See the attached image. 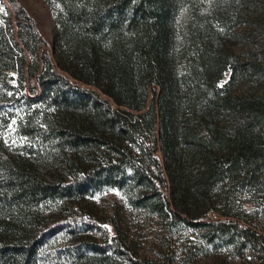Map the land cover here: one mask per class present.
Instances as JSON below:
<instances>
[{
    "label": "trees",
    "instance_id": "trees-1",
    "mask_svg": "<svg viewBox=\"0 0 264 264\" xmlns=\"http://www.w3.org/2000/svg\"><path fill=\"white\" fill-rule=\"evenodd\" d=\"M4 1L0 127L15 126L23 144L0 135V264H150L119 235L98 240L100 222L79 213L106 188L151 187L140 206L205 230L209 245L239 237L242 257L254 231L194 223L173 203L180 172L200 157L204 191L264 188V59L229 44L235 18L264 17V0H44L58 26L52 45L18 0ZM237 76L260 94L234 95Z\"/></svg>",
    "mask_w": 264,
    "mask_h": 264
},
{
    "label": "rangeland",
    "instance_id": "rangeland-1",
    "mask_svg": "<svg viewBox=\"0 0 264 264\" xmlns=\"http://www.w3.org/2000/svg\"><path fill=\"white\" fill-rule=\"evenodd\" d=\"M18 2L36 19L42 33L52 45L58 34L52 8L44 0H18ZM6 8L10 10L7 2L1 0L0 12L4 15H7ZM234 21L233 38L229 44L232 45L236 55L244 60L253 56L262 61L264 33L260 30L264 28L263 15L253 14L251 18L243 20L235 18ZM49 48L51 54H54L53 46ZM230 76V72L225 73L219 82L220 88L229 82ZM230 87L232 93L239 97L258 95L261 92L258 81L241 76H237ZM0 135L12 147L16 148L23 144L15 126H1ZM150 145L153 146V143ZM155 155L163 159L162 151H156ZM202 160L203 158H198V161L186 165L180 172L182 179L177 187L178 198L173 203L176 211L183 210L184 218L192 215L191 220L194 223L216 225L226 223L228 219L231 221L239 219L238 217L262 216L264 218V188L257 186L252 189L231 190L228 186L224 189L220 186L215 190L204 191L200 180ZM173 172L178 173L176 169ZM153 173L156 176L160 172L154 169ZM166 176V184L162 186L163 183L160 182L161 190L169 193L173 187V179L170 175L166 174ZM185 193H190L191 199L196 200V203L189 201L188 204L182 205L180 200ZM140 194L142 197L152 196L153 189L143 187L133 193L117 188L99 190L82 200L79 213L86 214L92 221L100 222L104 233H94L98 240L104 241L109 238V241L113 242V235H119L129 247L130 254L137 260H145L150 264H190L188 259L192 256L194 264L241 263L239 237H235L231 244L223 242L224 239L221 238L222 243L218 246L209 245L199 237L205 230L178 225L172 218L147 210L137 202L139 198L136 196ZM57 216L58 214L50 208L46 212V217L50 221ZM195 249H198V253L193 256L191 253L196 252ZM124 263L134 264L130 260Z\"/></svg>",
    "mask_w": 264,
    "mask_h": 264
},
{
    "label": "built area",
    "instance_id": "built-area-1",
    "mask_svg": "<svg viewBox=\"0 0 264 264\" xmlns=\"http://www.w3.org/2000/svg\"><path fill=\"white\" fill-rule=\"evenodd\" d=\"M227 224H237L242 230H252L258 239L244 247L241 264H264V218L262 216H245L231 221Z\"/></svg>",
    "mask_w": 264,
    "mask_h": 264
}]
</instances>
